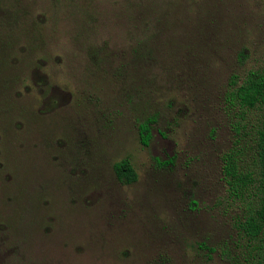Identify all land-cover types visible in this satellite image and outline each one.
Segmentation results:
<instances>
[{"label":"rangeland","instance_id":"rangeland-1","mask_svg":"<svg viewBox=\"0 0 264 264\" xmlns=\"http://www.w3.org/2000/svg\"><path fill=\"white\" fill-rule=\"evenodd\" d=\"M263 69L264 0H0V264H256Z\"/></svg>","mask_w":264,"mask_h":264},{"label":"trees","instance_id":"trees-1","mask_svg":"<svg viewBox=\"0 0 264 264\" xmlns=\"http://www.w3.org/2000/svg\"><path fill=\"white\" fill-rule=\"evenodd\" d=\"M231 83L232 89L227 96L230 102L236 103L244 109H256L261 112L254 135V159L257 169L253 176L259 191L258 201L254 213L242 222V231L260 248L261 256L256 264H264V69L248 74L240 82L232 80ZM138 131L142 144L147 145L150 139L148 124L140 123ZM224 170L225 175L230 179V187H234L240 178L236 176L229 157L225 160ZM113 171L120 182L132 183L136 179L135 172L127 159L114 163ZM244 178L250 179L248 175H245Z\"/></svg>","mask_w":264,"mask_h":264}]
</instances>
